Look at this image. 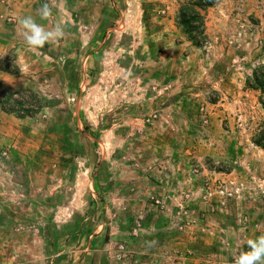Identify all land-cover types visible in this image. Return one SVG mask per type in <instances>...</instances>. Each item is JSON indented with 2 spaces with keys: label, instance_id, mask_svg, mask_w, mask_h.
<instances>
[{
  "label": "rangeland",
  "instance_id": "1",
  "mask_svg": "<svg viewBox=\"0 0 264 264\" xmlns=\"http://www.w3.org/2000/svg\"><path fill=\"white\" fill-rule=\"evenodd\" d=\"M44 3L37 22L66 35L34 52L44 106L0 128V264H235L264 234V107L245 87L264 0H219L201 48L178 0Z\"/></svg>",
  "mask_w": 264,
  "mask_h": 264
},
{
  "label": "trees",
  "instance_id": "2",
  "mask_svg": "<svg viewBox=\"0 0 264 264\" xmlns=\"http://www.w3.org/2000/svg\"><path fill=\"white\" fill-rule=\"evenodd\" d=\"M219 0H178V25L187 35L188 39L198 48L209 42V35L206 27V11L214 6ZM10 56L7 57L9 59ZM0 69L18 73V68H9L1 64ZM246 88L260 92L259 100L264 107V65L256 67L252 74L246 79ZM26 92L29 98L21 96ZM17 94V95H16ZM16 95V96H14ZM0 106L6 113L15 114L17 117H32L37 110L44 106V100L30 90L12 91L7 88H0ZM254 142L264 149V131H262Z\"/></svg>",
  "mask_w": 264,
  "mask_h": 264
},
{
  "label": "crops",
  "instance_id": "3",
  "mask_svg": "<svg viewBox=\"0 0 264 264\" xmlns=\"http://www.w3.org/2000/svg\"><path fill=\"white\" fill-rule=\"evenodd\" d=\"M39 2L40 0H0V62L4 64L6 58L11 56L13 64L19 71L13 73L0 69V88L34 92V52L36 49L25 44L19 20L29 15L33 16L36 21L41 20L36 11ZM13 118L0 106V128L8 122L13 123Z\"/></svg>",
  "mask_w": 264,
  "mask_h": 264
},
{
  "label": "clouds",
  "instance_id": "4",
  "mask_svg": "<svg viewBox=\"0 0 264 264\" xmlns=\"http://www.w3.org/2000/svg\"><path fill=\"white\" fill-rule=\"evenodd\" d=\"M37 15L41 20L49 19L52 10L48 3H44L38 10ZM25 44L30 48L43 49L48 43H59L66 35V25L55 23L46 29L38 23L33 16H25L19 20ZM153 242H149L151 245ZM248 250L239 251L235 264H264V234L247 241Z\"/></svg>",
  "mask_w": 264,
  "mask_h": 264
},
{
  "label": "built area",
  "instance_id": "5",
  "mask_svg": "<svg viewBox=\"0 0 264 264\" xmlns=\"http://www.w3.org/2000/svg\"><path fill=\"white\" fill-rule=\"evenodd\" d=\"M3 154H5V152H3Z\"/></svg>",
  "mask_w": 264,
  "mask_h": 264
}]
</instances>
